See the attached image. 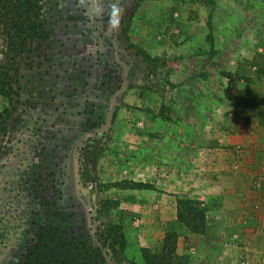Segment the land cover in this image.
<instances>
[{"label": "rangeland", "instance_id": "rangeland-1", "mask_svg": "<svg viewBox=\"0 0 264 264\" xmlns=\"http://www.w3.org/2000/svg\"><path fill=\"white\" fill-rule=\"evenodd\" d=\"M213 1L41 0L48 38L18 58L0 136V264H25L38 225L92 233L110 219L127 238L110 264L140 262L142 246L161 252L173 196L208 208L205 233L173 226L190 264H264V0ZM5 50L0 30V63ZM228 148L242 167H222ZM136 174L158 189L108 186Z\"/></svg>", "mask_w": 264, "mask_h": 264}, {"label": "trees", "instance_id": "trees-1", "mask_svg": "<svg viewBox=\"0 0 264 264\" xmlns=\"http://www.w3.org/2000/svg\"><path fill=\"white\" fill-rule=\"evenodd\" d=\"M211 1L214 4L213 0ZM209 24V22H208ZM211 29V25H210ZM0 30L6 38L7 62L0 63V98L6 104L0 110V136L12 118L20 102V67L18 58L37 52L48 38V29L42 18L41 0H0ZM213 45V34L208 36ZM135 53L147 61L158 58L146 49L130 44ZM164 119H169L164 116ZM120 189H150L157 187L149 182L123 179L108 185ZM117 199H104L102 207L106 214L119 207ZM176 219L165 233L161 252L151 247L140 248L141 261L131 264H190L185 255L177 253L178 237L174 225L185 226L194 233L203 234L208 226V208L200 199L176 196ZM104 231H81L65 225H38L34 239L25 251V264H110L117 255L116 249H125L127 238L124 223L110 219L104 222Z\"/></svg>", "mask_w": 264, "mask_h": 264}, {"label": "crops", "instance_id": "crops-1", "mask_svg": "<svg viewBox=\"0 0 264 264\" xmlns=\"http://www.w3.org/2000/svg\"><path fill=\"white\" fill-rule=\"evenodd\" d=\"M256 134H258V133H256ZM181 135V134H180ZM206 136V135H203L201 132H199V131H195V132H193V138H195V137H199L200 138V136ZM173 136V135H172ZM248 136H250V133L248 132V131H245V130H241V131H239V132H237L233 137H232V144H234V146H233V148L234 149H238V148H241L242 146H243V142H244V139H243V137H248ZM166 137H171V135H166ZM192 149L191 150H193V159H194V161H197L196 160V158H198L199 160H201V157H200V152H199V150H200V147L199 146H197V145H195L194 143H192V147H191ZM227 151H228V153L230 154V157H229V159H227V160H222V162L224 163L223 165H222V167H225V168H228V169H233L232 167H234V164H239L241 167L243 166V161H239V159L238 160H235V158H234V156H232L231 157V155H233L234 154V152H232V148L230 149V148H228L227 149ZM256 151V154L258 153V151L257 150H255ZM196 153H199L198 155H195ZM207 155H209V161H212V162H215V161H213V159H212V154H210V153H208ZM208 156H205V158H207ZM245 164H248L249 163V161H246L245 160V162H244ZM244 164V165H245ZM182 165H178V167H181ZM177 167V166H176ZM138 177H140V175L139 174H136L135 176H133V178H131V180H135V181H146V180H141L140 178H138ZM169 177H171L170 175L168 176V178ZM165 183H167V184H165V185H171L172 184V182H165ZM156 187L158 186L157 184H154ZM157 189H158V187H157ZM127 190H131L132 192H134V191H140V190H145V189H124V191H127ZM135 193V192H134ZM165 201L168 203V205H170V206H172V208L173 209H176V196H173V197H167L166 199H165ZM222 210H218V209H215L214 210V213H215V215L217 216V217H219L221 214H222Z\"/></svg>", "mask_w": 264, "mask_h": 264}]
</instances>
